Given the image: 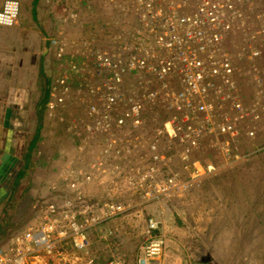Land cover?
Instances as JSON below:
<instances>
[{"label": "rangeland", "instance_id": "1", "mask_svg": "<svg viewBox=\"0 0 264 264\" xmlns=\"http://www.w3.org/2000/svg\"><path fill=\"white\" fill-rule=\"evenodd\" d=\"M238 1L247 24L228 35L223 50L242 70L240 98L250 108L253 101H264V83L257 85L264 81V32L254 39L261 51L254 62L245 56V44L251 25H264V0ZM137 2L38 0L37 16L42 28L48 27L53 55L59 61H77L76 66L70 61L57 77L70 89L61 105L49 111L53 120L46 136L29 159L16 163L15 172L21 169L23 174L8 177L11 196L8 204H1V237L9 232L1 249L23 230L44 223L48 202L64 206L72 201L75 209L104 213V220L89 230L88 251L68 246L55 256L60 264L78 258L82 264H140L149 239L159 237L164 241L162 254L150 264H264V108L258 121L246 118L256 127L254 135L243 132L234 143L247 157L228 165L210 141L186 157L165 138L160 141L165 158L156 163L149 143L168 117L164 102L158 107L145 102L144 126L137 132L115 124L102 127L91 115L92 107L104 101L100 85L106 79L99 73L96 54L128 59L136 42L144 40ZM176 2L159 0L158 5L167 9ZM156 86L147 71L125 73L119 113L130 107V97L144 99ZM57 90L62 91L60 86ZM208 162L217 170L198 176L193 189H156L161 174L186 179ZM155 164L160 174L149 176ZM110 205L120 206L121 212L111 216ZM150 220L157 222V229L150 231Z\"/></svg>", "mask_w": 264, "mask_h": 264}, {"label": "built area", "instance_id": "2", "mask_svg": "<svg viewBox=\"0 0 264 264\" xmlns=\"http://www.w3.org/2000/svg\"><path fill=\"white\" fill-rule=\"evenodd\" d=\"M157 1L138 0L136 18L143 25L144 40L136 42L128 59L121 55L96 54L99 73L106 79L100 85L104 101L92 107V117L102 127L115 124L137 132L144 126L145 102L156 107L164 102L168 117L162 120L163 125L149 143L156 163L165 158L160 148L161 138L178 146L186 157L196 153L204 141H210L219 150L223 165L239 162L247 154L239 151L234 143L243 132L254 135L256 127L246 118L258 121L264 108V101H253L249 108L240 98L238 80L242 70L223 50L228 35L238 28L243 30L247 24L242 6L238 0H177L166 9ZM20 6L18 0H7L0 10V24H20ZM263 32L261 24L251 25L247 33L245 56L253 62L261 54L254 39ZM134 71H147L157 86L147 91L144 99L130 97V107L119 113V104L124 99L125 73ZM263 83L262 79L257 85ZM59 86L62 91L57 90ZM54 89L57 91L50 102L51 109L61 105L70 87L62 80ZM217 168L215 163L208 162L204 170L198 168L186 179L177 173L167 179L161 174L163 179L156 189L162 192L193 189L198 176ZM154 174H160L156 164L148 170L149 176ZM76 207L72 201L64 206L48 202L46 221L23 230L12 238L7 248H0V264H60L55 256L61 255L68 246L87 252L89 230L100 225L104 213H97L95 208ZM110 211L111 216L117 215L121 207L110 205ZM157 226V222L150 220V231ZM149 240L140 264H150L162 254V238ZM81 261L78 258L70 264H82ZM92 263L91 260L89 264Z\"/></svg>", "mask_w": 264, "mask_h": 264}, {"label": "crops", "instance_id": "3", "mask_svg": "<svg viewBox=\"0 0 264 264\" xmlns=\"http://www.w3.org/2000/svg\"><path fill=\"white\" fill-rule=\"evenodd\" d=\"M6 1L0 0V10ZM18 1L20 24H0V248L9 232L1 237V204H8L11 196L8 177L23 174L21 169L15 172L16 163L29 159L46 136L53 120L54 85L70 62V57L59 61L53 55L48 27L42 28L34 11L35 0Z\"/></svg>", "mask_w": 264, "mask_h": 264}, {"label": "trees", "instance_id": "4", "mask_svg": "<svg viewBox=\"0 0 264 264\" xmlns=\"http://www.w3.org/2000/svg\"><path fill=\"white\" fill-rule=\"evenodd\" d=\"M37 2H38V0H35V4H37ZM34 8H35L34 11L37 12V11H36V6H35ZM77 58H78V57H77ZM70 61H71V63H73V64L75 65V64H76L75 61H77V59L74 60V58L71 57V60H70ZM32 147H33V146H32ZM29 155H30V154H29Z\"/></svg>", "mask_w": 264, "mask_h": 264}]
</instances>
